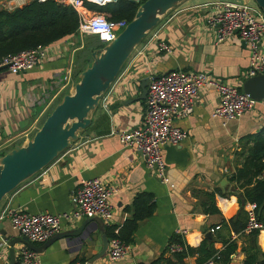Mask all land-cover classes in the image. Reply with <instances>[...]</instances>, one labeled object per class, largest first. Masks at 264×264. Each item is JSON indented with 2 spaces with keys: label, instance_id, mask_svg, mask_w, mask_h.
<instances>
[{
  "label": "crops",
  "instance_id": "1",
  "mask_svg": "<svg viewBox=\"0 0 264 264\" xmlns=\"http://www.w3.org/2000/svg\"><path fill=\"white\" fill-rule=\"evenodd\" d=\"M218 1L222 0H186L163 15L102 95L89 115L88 129L79 132L78 138L50 164L8 193L0 202V216L10 207L28 213L68 214L79 181L97 177L117 189L110 198L112 219L103 228L109 239L107 227L118 228L131 217L130 208L138 194H151L155 210L138 223L124 258L110 260L107 246L104 256L93 264H153L160 257L158 264H166L164 259L171 255L167 247L174 233L193 248L204 239L215 243V247L222 239L232 241L236 249L228 264H243L251 254L257 257L255 264L264 260V231L240 233L233 238L238 232L229 221L216 229L224 219L244 222L248 204L240 205V190L229 178L242 161L238 152L245 144L244 137L264 127V100L224 123L212 115L219 103L217 91L212 86L202 87L192 114L174 120L186 132V138L178 146L166 145L163 149L169 183L148 171L140 153L124 147L118 139L119 133L141 125L146 98L142 97L143 89L147 90L150 81L159 75L177 70L204 72L243 91L249 62L246 45L237 34L216 41L214 31L205 24L211 4ZM225 1L250 4L252 0ZM85 35L76 32L50 44L47 57L32 69L19 73L0 70V157L15 145L29 141L53 107L73 91L96 50L85 51ZM79 52L83 53L78 56ZM223 180L228 181L225 187L220 184ZM207 193L215 194L219 213L204 211ZM86 218L62 219L60 230L50 238L78 229ZM0 223L5 233H0V264H9L8 243L21 236L8 218L0 219ZM97 226L93 221L78 235L33 243L37 247L33 250L38 256L36 264L86 262L100 250ZM22 246L14 244L15 264ZM196 258L189 256L184 264H196Z\"/></svg>",
  "mask_w": 264,
  "mask_h": 264
},
{
  "label": "built area",
  "instance_id": "2",
  "mask_svg": "<svg viewBox=\"0 0 264 264\" xmlns=\"http://www.w3.org/2000/svg\"><path fill=\"white\" fill-rule=\"evenodd\" d=\"M48 0H0V11H11L28 2ZM71 6L80 15L77 33L96 35L100 42L107 44L114 40L124 29L125 20H109L97 14L87 17L81 9L83 2L103 6L117 0H53ZM144 0H135L140 4ZM205 24L215 33L216 41H223L237 34L245 43L249 62L246 78L264 75V13L256 5L218 1L211 4ZM167 49L164 44H160ZM51 50V45L38 46L17 54L0 58V70L19 73L37 66ZM204 86H212L219 95V103L213 110V117L224 123L238 118L250 111L258 102L255 98L211 78L207 73L177 70L159 75L150 81L145 98L142 123L139 127L118 134L120 144L133 147L141 155L144 166L163 182L169 183L163 149L166 145L178 146L185 138L186 132L174 124L176 118L192 114L199 91ZM264 176V172L262 174ZM117 191L116 187L103 182L97 177L81 179L72 193V209L68 214L56 215L48 212L28 213L20 207H10L0 216L8 218L12 228L20 236H25L32 243H43L61 228L62 219L76 220L95 216L105 224L112 219L110 198ZM247 220L242 231L233 234L250 233L254 230L264 231V221L257 218L256 205H247ZM219 226L216 227V229ZM213 229H211L212 231ZM117 234V230L114 231ZM6 242L3 245H5ZM130 244H124L116 236L108 241V258L119 260L130 251ZM182 246L170 243L169 254L179 252ZM1 257V253H0ZM218 252L202 264H217ZM18 264H36L37 254L27 246H22L17 255ZM70 264H85L75 260ZM197 264V263H196Z\"/></svg>",
  "mask_w": 264,
  "mask_h": 264
},
{
  "label": "water",
  "instance_id": "3",
  "mask_svg": "<svg viewBox=\"0 0 264 264\" xmlns=\"http://www.w3.org/2000/svg\"><path fill=\"white\" fill-rule=\"evenodd\" d=\"M128 1L136 4L135 0ZM184 1L186 0H144L138 4L134 17L116 38L92 52V61L80 73L73 91L64 95L53 107L32 138L24 145H15L0 157V202L23 181L56 159L71 141L78 138L79 132L88 129L91 123L89 115L95 111L102 95L135 47L163 15ZM253 1L264 13V0ZM144 84L145 81H142L143 88ZM243 92L258 101L264 100V75L247 78L243 84ZM146 94L147 90L143 89L142 97H146ZM227 182L223 180L220 184L224 186ZM93 221L101 233L100 250L85 262L93 264L104 256L109 240L103 231L104 222L98 217H87L78 229L55 235L48 241L60 236L78 235ZM1 227L0 223V229ZM0 233L5 234L2 230ZM15 243H22L32 250L37 249L25 236L12 239L8 243L9 264H15Z\"/></svg>",
  "mask_w": 264,
  "mask_h": 264
},
{
  "label": "trees",
  "instance_id": "4",
  "mask_svg": "<svg viewBox=\"0 0 264 264\" xmlns=\"http://www.w3.org/2000/svg\"><path fill=\"white\" fill-rule=\"evenodd\" d=\"M137 7L138 4H132L128 0H117L103 6L89 2H83L81 5L87 17L101 14L109 20H125L127 23L134 17ZM79 20L80 15L74 8L53 0L31 1L11 11L2 10L0 11V58L38 46H47L70 36L76 33ZM244 142L240 153L238 152L242 161L230 175L229 180L234 182L240 190V205L255 204L257 218L264 221V176L262 175L264 172V127L244 137ZM214 197V193H207V201L204 204L206 213H219ZM130 209L132 215L122 226L107 227L108 236L110 238L116 236L124 244H131L138 223L152 216L155 210L152 195L138 194ZM243 220L244 222L237 223L233 218L224 219L219 227L225 226L229 221L234 232H240L247 220L246 212ZM115 229L117 234L114 233ZM169 242L180 244L182 250L165 258L166 264H184L185 259L192 255H197V264H202L216 252L219 255L217 264H228L231 254L236 249L235 244L226 239L220 240L218 247H215V243L204 239L198 247L193 248L187 245L178 233H174ZM160 260L161 257L153 264H158ZM256 260V255L251 254L246 257L243 264H255ZM258 264H264V260Z\"/></svg>",
  "mask_w": 264,
  "mask_h": 264
},
{
  "label": "rangeland",
  "instance_id": "5",
  "mask_svg": "<svg viewBox=\"0 0 264 264\" xmlns=\"http://www.w3.org/2000/svg\"><path fill=\"white\" fill-rule=\"evenodd\" d=\"M222 1H225V0H222ZM242 4H248V3L245 2V3H242ZM248 5H255L256 6V4H255V2L253 0ZM153 30H154V28H152L149 31L148 34H150V32L153 31ZM82 41L86 45V50H85L86 52L90 51V49H97V48L103 47L105 45L104 43L99 41V39H98V37L96 35H90V36L89 35H85V36H83ZM82 53L83 52H79L78 56L81 55Z\"/></svg>",
  "mask_w": 264,
  "mask_h": 264
}]
</instances>
